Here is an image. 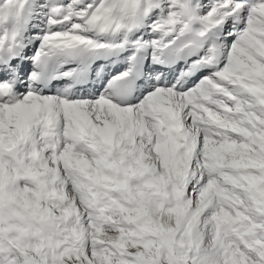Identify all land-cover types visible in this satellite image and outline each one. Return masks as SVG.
I'll list each match as a JSON object with an SVG mask.
<instances>
[{"label": "snow or ice", "instance_id": "1", "mask_svg": "<svg viewBox=\"0 0 264 264\" xmlns=\"http://www.w3.org/2000/svg\"><path fill=\"white\" fill-rule=\"evenodd\" d=\"M0 264H264V0H0Z\"/></svg>", "mask_w": 264, "mask_h": 264}]
</instances>
